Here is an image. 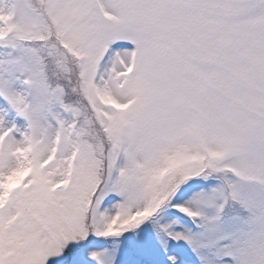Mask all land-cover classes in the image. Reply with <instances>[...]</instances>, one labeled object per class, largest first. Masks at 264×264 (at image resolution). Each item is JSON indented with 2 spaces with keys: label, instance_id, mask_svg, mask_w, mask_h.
<instances>
[{
  "label": "snow or ice",
  "instance_id": "snow-or-ice-1",
  "mask_svg": "<svg viewBox=\"0 0 264 264\" xmlns=\"http://www.w3.org/2000/svg\"><path fill=\"white\" fill-rule=\"evenodd\" d=\"M0 264H264V0H0Z\"/></svg>",
  "mask_w": 264,
  "mask_h": 264
}]
</instances>
